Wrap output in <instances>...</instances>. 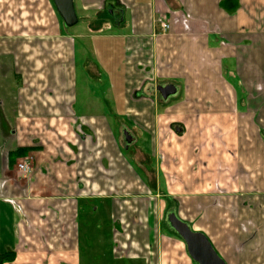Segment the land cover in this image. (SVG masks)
Segmentation results:
<instances>
[{"label": "crops", "instance_id": "0c3cea01", "mask_svg": "<svg viewBox=\"0 0 264 264\" xmlns=\"http://www.w3.org/2000/svg\"><path fill=\"white\" fill-rule=\"evenodd\" d=\"M74 3L0 0V264H264V0Z\"/></svg>", "mask_w": 264, "mask_h": 264}, {"label": "water", "instance_id": "95a60500", "mask_svg": "<svg viewBox=\"0 0 264 264\" xmlns=\"http://www.w3.org/2000/svg\"><path fill=\"white\" fill-rule=\"evenodd\" d=\"M54 5L67 28L73 27L79 22L74 0H53ZM165 99L175 93L172 85L158 87ZM126 141L131 143L134 138L129 132H125ZM168 221L172 229L185 241L189 255L198 264H226L222 257L214 249L208 237L192 230L190 225L180 220L175 211L168 214Z\"/></svg>", "mask_w": 264, "mask_h": 264}, {"label": "built area", "instance_id": "2783aa9c", "mask_svg": "<svg viewBox=\"0 0 264 264\" xmlns=\"http://www.w3.org/2000/svg\"><path fill=\"white\" fill-rule=\"evenodd\" d=\"M157 23L159 26V30L161 33H165L168 30H170V20L166 17H158L157 18ZM17 168L19 170V172H21V174L25 175V176H30L33 173V167L32 165L29 163V160H23L17 163Z\"/></svg>", "mask_w": 264, "mask_h": 264}, {"label": "rangeland", "instance_id": "374dc122", "mask_svg": "<svg viewBox=\"0 0 264 264\" xmlns=\"http://www.w3.org/2000/svg\"><path fill=\"white\" fill-rule=\"evenodd\" d=\"M42 8H43V7H42ZM59 19H60V18H59ZM41 20L44 21V18H42ZM60 21H61V20H60ZM62 23H63V25H64L63 20H62ZM9 25H10V24H9ZM76 25H78V26H77V27L75 26V27H76L75 29L79 30V29L82 28V23H81V22H80L79 24H76ZM0 26H1V25H0ZM66 28H67V27H66ZM73 28H74V27H73ZM73 28H72V29H73ZM0 31H1V32H4V29H2V27H1V28H0ZM6 31H7V30L5 29V32H6Z\"/></svg>", "mask_w": 264, "mask_h": 264}, {"label": "trees", "instance_id": "16d2710c", "mask_svg": "<svg viewBox=\"0 0 264 264\" xmlns=\"http://www.w3.org/2000/svg\"><path fill=\"white\" fill-rule=\"evenodd\" d=\"M2 258H4V257H2Z\"/></svg>", "mask_w": 264, "mask_h": 264}]
</instances>
